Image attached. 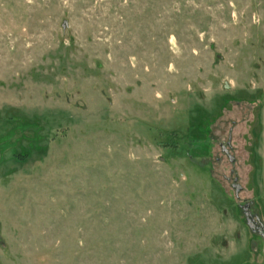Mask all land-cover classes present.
<instances>
[{"label":"rangeland","instance_id":"374dc122","mask_svg":"<svg viewBox=\"0 0 264 264\" xmlns=\"http://www.w3.org/2000/svg\"><path fill=\"white\" fill-rule=\"evenodd\" d=\"M0 264H264V0H0Z\"/></svg>","mask_w":264,"mask_h":264}]
</instances>
